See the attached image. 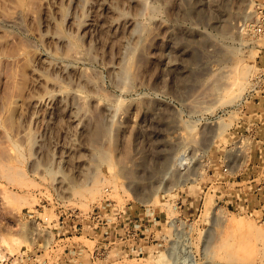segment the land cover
I'll return each mask as SVG.
<instances>
[{
	"label": "rangeland",
	"instance_id": "374dc122",
	"mask_svg": "<svg viewBox=\"0 0 264 264\" xmlns=\"http://www.w3.org/2000/svg\"><path fill=\"white\" fill-rule=\"evenodd\" d=\"M260 75L264 0H0V258L110 200L159 239L98 264H264Z\"/></svg>",
	"mask_w": 264,
	"mask_h": 264
},
{
	"label": "built area",
	"instance_id": "2783aa9c",
	"mask_svg": "<svg viewBox=\"0 0 264 264\" xmlns=\"http://www.w3.org/2000/svg\"><path fill=\"white\" fill-rule=\"evenodd\" d=\"M256 78L264 82V76ZM249 185L261 199L264 181L251 178ZM140 206L142 211L132 214L129 207L119 208L104 200L85 213L73 208L54 210L56 216L51 219L29 214L31 229L26 243L18 251L3 255L0 264H98L113 257L110 253L114 247L118 259L140 257L144 244L159 239L150 230L145 204ZM168 222L175 227L173 218ZM83 236L92 242L90 246L79 239Z\"/></svg>",
	"mask_w": 264,
	"mask_h": 264
},
{
	"label": "bare ground",
	"instance_id": "6f19581e",
	"mask_svg": "<svg viewBox=\"0 0 264 264\" xmlns=\"http://www.w3.org/2000/svg\"><path fill=\"white\" fill-rule=\"evenodd\" d=\"M86 190H87V189H86ZM88 190H89V188H88ZM11 196H14V195H13V194H11ZM11 196H10V197H9V196H7V197H9V198H10V199L8 198V200H7V201H8V202L11 204V205H10V204L8 203V205H9V206H13V207H14V206H16V205H17V204H16V205L14 204V203H17V201H16V202H14V201H13L14 197H16V196H14L13 198H12ZM5 197H6V196H5ZM11 198H12V200H11ZM15 199H16V198H15ZM15 199H14V200H15ZM16 200H17V199H16ZM145 201H146V202H148V203H152V202L154 201V198H148V200H145ZM14 208H15V207H14ZM20 222H21V221H20ZM249 236H250V235H249ZM250 237H251V236H250ZM23 238H24L25 240L23 239V240H22V241H23L22 243H24V241H26V240H27L25 237H23ZM247 238H248V237H247ZM247 238H245V239H247ZM252 238H253V237H252ZM248 242H249V241H248Z\"/></svg>",
	"mask_w": 264,
	"mask_h": 264
},
{
	"label": "crops",
	"instance_id": "0c3cea01",
	"mask_svg": "<svg viewBox=\"0 0 264 264\" xmlns=\"http://www.w3.org/2000/svg\"><path fill=\"white\" fill-rule=\"evenodd\" d=\"M251 175H249V177H250Z\"/></svg>",
	"mask_w": 264,
	"mask_h": 264
}]
</instances>
